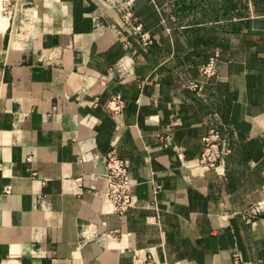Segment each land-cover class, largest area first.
<instances>
[{"label":"crops","instance_id":"crops-1","mask_svg":"<svg viewBox=\"0 0 264 264\" xmlns=\"http://www.w3.org/2000/svg\"><path fill=\"white\" fill-rule=\"evenodd\" d=\"M111 1L10 0L30 17L0 42V264H264V0H134L148 46ZM209 129L217 172L197 164ZM110 151L122 218L100 193Z\"/></svg>","mask_w":264,"mask_h":264},{"label":"built area","instance_id":"built-area-1","mask_svg":"<svg viewBox=\"0 0 264 264\" xmlns=\"http://www.w3.org/2000/svg\"><path fill=\"white\" fill-rule=\"evenodd\" d=\"M107 3H112L111 0H105ZM6 11L7 16L13 17L17 16V12L22 14V18L25 21L29 20L28 8L20 5L17 9L12 8L10 0H0ZM133 2L134 0H124L118 3L116 6V11L121 19V21L128 27L130 32L136 37L140 38L144 45L148 46L151 44V40L146 33L143 32L142 24L136 19L133 12ZM217 57L218 54L215 53L209 61L203 64L199 68L201 76L206 78H212L217 75ZM188 88L191 90H197L199 84L196 82H189ZM125 101L120 94H114L105 104V110L111 115H118L125 108ZM202 151L197 158V164L199 167L212 170L217 172V170L223 165L225 157L228 154V149L226 146L225 139L221 136L217 129H209L202 137ZM104 172L102 174L103 186L100 189L102 195V200L106 204L110 211L122 218L135 207V199L129 192L130 181L128 179V170L125 165L124 160L119 157L115 151H110L107 153L103 159ZM262 208L259 205H251L247 211L246 215L248 217H254L260 213ZM120 233L118 231H103L101 240L113 238L116 239ZM139 258L135 257L134 263H139ZM234 261L237 262L236 255L234 256Z\"/></svg>","mask_w":264,"mask_h":264},{"label":"rangeland","instance_id":"rangeland-1","mask_svg":"<svg viewBox=\"0 0 264 264\" xmlns=\"http://www.w3.org/2000/svg\"><path fill=\"white\" fill-rule=\"evenodd\" d=\"M3 8H4V6H3L2 2H0V42H1L3 34H4V32L8 26V23H7L8 16L6 14V11L2 10ZM4 25L6 26L5 28H4ZM26 37L28 38V37H30V35L28 34ZM26 37L13 36V39H16V41H18L19 43H23L24 40L26 39Z\"/></svg>","mask_w":264,"mask_h":264},{"label":"bare ground","instance_id":"bare-ground-1","mask_svg":"<svg viewBox=\"0 0 264 264\" xmlns=\"http://www.w3.org/2000/svg\"><path fill=\"white\" fill-rule=\"evenodd\" d=\"M6 26L4 25V28H5ZM21 41V40H20Z\"/></svg>","mask_w":264,"mask_h":264}]
</instances>
